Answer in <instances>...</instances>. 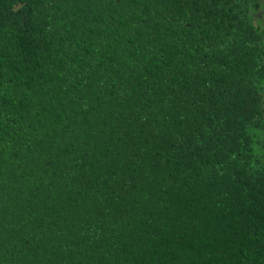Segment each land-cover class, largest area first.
I'll return each mask as SVG.
<instances>
[{"label": "trees", "instance_id": "obj_1", "mask_svg": "<svg viewBox=\"0 0 264 264\" xmlns=\"http://www.w3.org/2000/svg\"><path fill=\"white\" fill-rule=\"evenodd\" d=\"M264 0H0V264H264Z\"/></svg>", "mask_w": 264, "mask_h": 264}, {"label": "rangeland", "instance_id": "obj_2", "mask_svg": "<svg viewBox=\"0 0 264 264\" xmlns=\"http://www.w3.org/2000/svg\"><path fill=\"white\" fill-rule=\"evenodd\" d=\"M263 22V24H264V21H262Z\"/></svg>", "mask_w": 264, "mask_h": 264}]
</instances>
